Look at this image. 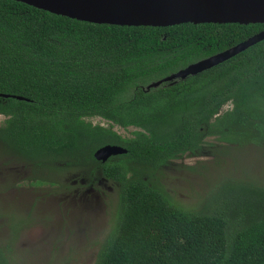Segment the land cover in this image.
<instances>
[{"label": "trees", "instance_id": "16d2710c", "mask_svg": "<svg viewBox=\"0 0 264 264\" xmlns=\"http://www.w3.org/2000/svg\"><path fill=\"white\" fill-rule=\"evenodd\" d=\"M262 32L264 24L98 25L0 0V149L30 163L39 187L84 166L92 181L119 185L97 264H264V187L224 182L193 211L160 181L171 162L202 156L210 138L264 149V41L146 91ZM115 127L138 131L124 137ZM107 145L127 153L97 161ZM0 218L12 230L13 217L0 209ZM0 264H9L1 244Z\"/></svg>", "mask_w": 264, "mask_h": 264}, {"label": "rangeland", "instance_id": "374dc122", "mask_svg": "<svg viewBox=\"0 0 264 264\" xmlns=\"http://www.w3.org/2000/svg\"><path fill=\"white\" fill-rule=\"evenodd\" d=\"M231 108L226 106L222 112ZM6 117L0 115V126ZM105 128L102 118L90 120ZM124 137L135 128L115 127ZM33 166L0 149V209L13 217V234L0 218V244L9 264H97L101 246L114 225L119 185L104 178L92 181L90 166L57 175L54 184L37 186ZM160 181L172 199L199 210L208 196L227 181L264 187V149L239 148L207 139L202 156H184L164 169ZM20 222V223H19Z\"/></svg>", "mask_w": 264, "mask_h": 264}, {"label": "water", "instance_id": "95a60500", "mask_svg": "<svg viewBox=\"0 0 264 264\" xmlns=\"http://www.w3.org/2000/svg\"><path fill=\"white\" fill-rule=\"evenodd\" d=\"M55 15L98 25L172 27L181 24H264V0H14ZM264 41V32L147 87L197 76ZM8 97V96H7ZM23 101V97H15ZM127 150L107 145L94 157L107 163Z\"/></svg>", "mask_w": 264, "mask_h": 264}, {"label": "flooded vegetation", "instance_id": "af4514ba", "mask_svg": "<svg viewBox=\"0 0 264 264\" xmlns=\"http://www.w3.org/2000/svg\"><path fill=\"white\" fill-rule=\"evenodd\" d=\"M20 223V222H19ZM15 229V228H14ZM16 230H18V228H16Z\"/></svg>", "mask_w": 264, "mask_h": 264}]
</instances>
